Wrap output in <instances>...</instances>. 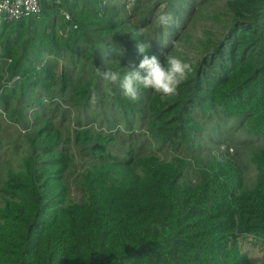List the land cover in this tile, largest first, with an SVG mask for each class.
Here are the masks:
<instances>
[{
    "label": "trees",
    "instance_id": "16d2710c",
    "mask_svg": "<svg viewBox=\"0 0 264 264\" xmlns=\"http://www.w3.org/2000/svg\"><path fill=\"white\" fill-rule=\"evenodd\" d=\"M218 1L0 15V264H255L245 243L264 264V147L255 180L224 152L264 139V0ZM202 18L221 33L193 42ZM169 53L191 65L173 95L133 101L96 74Z\"/></svg>",
    "mask_w": 264,
    "mask_h": 264
},
{
    "label": "clouds",
    "instance_id": "9594fccd",
    "mask_svg": "<svg viewBox=\"0 0 264 264\" xmlns=\"http://www.w3.org/2000/svg\"><path fill=\"white\" fill-rule=\"evenodd\" d=\"M156 19L158 24L164 27H167L172 21L171 15L167 13L159 14ZM143 33L144 29H140L138 35H143ZM150 47L151 45L148 42L137 43L138 52L141 54L146 53ZM138 67L144 70V75L136 70L135 66L127 68L128 70L123 77L119 72L110 69L102 71L97 67L96 74L106 82L119 83L122 94L126 98L135 101L139 99L141 86L163 95L175 94L180 83L186 79L187 74L191 71L189 63L170 53L166 54L164 63H161L155 55H143Z\"/></svg>",
    "mask_w": 264,
    "mask_h": 264
},
{
    "label": "rangeland",
    "instance_id": "374dc122",
    "mask_svg": "<svg viewBox=\"0 0 264 264\" xmlns=\"http://www.w3.org/2000/svg\"><path fill=\"white\" fill-rule=\"evenodd\" d=\"M226 0H219L217 2L216 5H211L209 7V9L207 11H209L210 13H215L216 11H218L219 9H224V2ZM209 25V26H208ZM205 26H208V28H210L214 33L219 34L221 33V28H219V25H210V22L208 20L205 19H201L199 20V24L197 25V27L195 29L191 30V33L193 34V38H191V40L194 42L195 38H203V28ZM192 49L189 50V60L191 61H195V59H198V52L196 49H194L193 47H191ZM178 51L184 52L186 53V49L185 47L182 46V48H178ZM264 141L260 140L258 142L249 144V145H236V147H230L227 150H224L225 154L227 156H229L228 158H232L235 159L243 168L245 176L247 177L250 176L251 180H255L257 171L255 166L253 165L252 161H251V156L252 154L258 150L259 148L264 147ZM236 148V150H235ZM233 149V150H232ZM234 154V156H233ZM254 182H250L249 180L247 181V185L246 187L251 188L253 186ZM71 191H72V195L76 198V199H80L81 198V192L77 189H75L74 186H71ZM244 248L249 252V255L253 257V260L255 261V264H260V260H259V255H260V251L253 248L250 245L246 244L244 245Z\"/></svg>",
    "mask_w": 264,
    "mask_h": 264
},
{
    "label": "built area",
    "instance_id": "2783aa9c",
    "mask_svg": "<svg viewBox=\"0 0 264 264\" xmlns=\"http://www.w3.org/2000/svg\"><path fill=\"white\" fill-rule=\"evenodd\" d=\"M44 2L60 3V0H0V15L6 20H14L27 15H39ZM66 19L70 15L63 11Z\"/></svg>",
    "mask_w": 264,
    "mask_h": 264
}]
</instances>
